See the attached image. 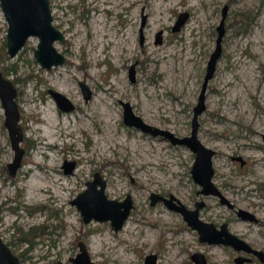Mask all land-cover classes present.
Segmentation results:
<instances>
[{"label":"rangeland","instance_id":"obj_1","mask_svg":"<svg viewBox=\"0 0 264 264\" xmlns=\"http://www.w3.org/2000/svg\"><path fill=\"white\" fill-rule=\"evenodd\" d=\"M49 2L53 24L66 38L55 42L65 63L50 69L34 58L35 37L14 57L8 56L7 23L0 8V71L18 90L24 149L21 166L9 176L6 164L13 150L0 102V234L12 251L23 264H78L71 258L82 241L94 264H146L150 252L156 264H192L190 255L196 251L204 254V264H238V254L250 256L245 264H264L229 244L200 241L180 211L150 200L155 192L167 198L172 194L188 208L202 201L200 218L217 227L225 222L229 231L264 250V0ZM224 6L221 54L206 88L197 136L215 150L212 182L232 208L218 195L200 192L191 175L194 153L188 147L126 125L122 106L129 103L146 123L177 137L190 135ZM180 13L187 17L173 31ZM152 47H162V60L148 54ZM131 66L134 81L129 79ZM79 82L92 90L87 101ZM50 89L64 94L74 109L60 110ZM49 113L58 119L51 138L40 131L42 117ZM238 157L243 164L234 159ZM65 162L74 163L68 172ZM96 173L105 181L107 197L129 194L132 199L129 215L117 230L110 220L85 222L71 203ZM40 177L46 179L45 190L31 186ZM240 207L259 220L238 217ZM161 214L170 221L162 223ZM135 222L149 240L123 242L126 226ZM178 232L191 238L174 239ZM103 235L115 244L108 248ZM118 242L126 244L130 262L120 263L114 256ZM92 243L101 244L99 255H92Z\"/></svg>","mask_w":264,"mask_h":264},{"label":"water","instance_id":"obj_2","mask_svg":"<svg viewBox=\"0 0 264 264\" xmlns=\"http://www.w3.org/2000/svg\"><path fill=\"white\" fill-rule=\"evenodd\" d=\"M0 8L3 12L7 23L6 30V52L9 57H14L20 49L25 45L30 37L37 38L36 47L33 50L35 60L42 68L50 69L52 67L62 65L66 61V57L57 51L55 42L65 41L64 34L53 24V15L49 0H0ZM227 6L222 10V17L217 26V39L213 52L210 54L199 93L198 101L193 108V116L191 123L190 135L184 137L175 136L170 130L160 129L151 124L146 123L141 117L136 115L127 102L122 103L123 106V122L139 129L140 131L152 136H161L170 141L171 144L184 145L194 153V162L191 168L193 180L200 185V192L204 194H216L221 202L232 206L229 199L219 191L212 182L214 169L212 166V158L215 150L203 144L198 136V116L205 110V92L209 80L214 75L216 63L221 54V42L224 34V22L226 18ZM187 17L186 13H180L176 23L172 28L173 31L180 29ZM142 41V37L140 38ZM130 79H134L133 66L130 68ZM83 96L87 100L91 97V90L80 82ZM54 98L58 107L63 111H71L74 106L72 102L61 92L55 90L48 91ZM18 90L15 84L8 78L4 77L0 71V102L4 114V126L7 129L10 146L13 150V159L7 163L6 167L9 176H14L17 169L21 166L24 155V149L21 146L23 139V131L20 125V112L16 97ZM264 138V136H263ZM241 160L240 157L236 158ZM74 166L73 162H65V171H70ZM87 187L82 192L71 199L80 210L84 221L90 219L110 220L114 230L119 229L126 220L132 207V199L129 194L124 199L109 198L104 192L105 181L99 175H95V179L87 182ZM151 204L157 200H163L170 208L178 210L182 213L183 218L199 234L200 241L210 243L230 244L237 250H245L257 254L264 260V251L253 248L241 237L229 231L225 222L217 227L211 221H205L199 216V209L203 205L202 201H197L194 208H188L179 199L173 202L175 197L170 194L165 197L158 193L150 194ZM237 214L242 218L255 219L253 213L244 208H238ZM191 257L194 264H204L205 256L201 252H194ZM147 259L151 260L150 264H155L154 254H148ZM78 264H94L89 258L86 247L83 242L79 243V252L75 257L71 258ZM237 263L242 264L243 257L238 256L235 259ZM0 264H21L18 256L12 251L11 247L3 240L0 234ZM56 264H62L57 261Z\"/></svg>","mask_w":264,"mask_h":264},{"label":"bare ground","instance_id":"obj_3","mask_svg":"<svg viewBox=\"0 0 264 264\" xmlns=\"http://www.w3.org/2000/svg\"><path fill=\"white\" fill-rule=\"evenodd\" d=\"M121 49L127 50L123 44H121ZM159 50L161 52L162 47L148 48V51H149L148 54L149 55H156V56H153L152 59H154L156 61H160L162 59H161V56H159V53H158ZM101 105L102 106H100V108H99L100 113L103 112L102 109L104 108V104H101ZM42 120H43L44 126L40 129V131L42 132L43 136L51 138L52 135L56 133V131L53 132V130H51V128H53L54 126H56L58 124V119H57V117H54L49 113L45 117L43 116ZM67 132H68L67 134H70V131H67ZM46 178H49L48 175L46 176ZM55 180L58 181L57 178ZM31 186L33 189L45 190L46 179H43L42 177H40ZM159 218H160L162 223L170 221V217L167 216L166 214L159 215ZM126 227H128L129 232L127 235L124 236L123 242L139 240L140 242L144 243V242L149 240V234L148 233H144L142 235L139 234V230H138L139 227H138L136 222L135 223H129ZM155 232H156L155 230L152 231V234ZM102 237H103V240H107V242H109L108 248L112 247L115 244V243H112L109 239H107V237L105 235H103ZM166 237H169V235H167V233H165V238ZM180 238L188 240L189 238H191V234H188L186 232L183 234H181V232L176 233L174 239H180ZM117 244H118L117 249L114 250V252H113L116 254L114 256L117 257V259L119 260L120 263H125L128 261L130 262L129 251L126 248V244L125 243L120 244L119 242ZM91 251H92V255H94V256L99 255L103 251L101 244L100 243L99 244L98 243H92Z\"/></svg>","mask_w":264,"mask_h":264},{"label":"flooded vegetation","instance_id":"obj_4","mask_svg":"<svg viewBox=\"0 0 264 264\" xmlns=\"http://www.w3.org/2000/svg\"><path fill=\"white\" fill-rule=\"evenodd\" d=\"M65 36V35H64ZM66 39V38H65ZM159 39V38H158ZM140 43L142 44L143 43V39H142V41L140 40ZM134 70V69H133ZM129 72H130V70H129ZM129 79H130V74H129ZM131 80V79H130ZM131 81H134V79L133 80H131ZM83 83H85V82H83ZM85 85H86V83H85ZM79 86H80V88H81V85H80V82H79ZM87 86V85H86ZM88 87V86H87ZM89 88V87H88ZM90 89V88H89ZM91 90V89H90ZM81 91H82V88H81ZM82 94H83V92H82ZM84 97V96H83ZM91 97H92V90H91ZM90 97V98H91ZM90 98H88L87 100H89ZM85 99V98H84ZM86 100V99H85ZM86 100V101H87ZM73 104V103H72ZM58 106V105H57ZM74 106V105H73ZM60 109V108H59ZM74 109V108H73ZM72 109V110H73ZM61 110V109H60ZM71 110V111H72ZM63 111V110H62ZM65 112H68V111H65ZM23 140V139H22ZM235 160H238V159H236V158H234ZM238 161H240V163L241 164H243L244 163V161H242V160H238ZM7 165V164H6ZM6 169H7V167H6ZM63 169H64V171H65V168H64V165H63ZM66 172V171H65ZM7 173H8V170H7ZM9 175V174H8ZM95 175H99V174H94V176H93V179L92 180H88L87 182H91V181H93L94 179H95ZM13 177V176H12ZM87 182H86V184H87ZM85 184V185H86ZM86 187H87V185H86ZM105 188V187H104ZM86 189V188H85ZM73 199V198H72ZM117 199V198H116ZM124 199V198H123ZM119 200H122V199H119ZM151 200V199H150ZM158 201V200H157ZM161 201H163V200H161ZM173 202H175L174 201V199H173ZM74 204V203H73ZM166 204V203H165ZM132 206H133V204H132ZM77 207V206H76ZM228 207H230V208H232V207H234V205H233V203H232V206H229L228 205ZM132 208V207H131ZM241 208V207H240ZM237 210H238V208H236V214H237ZM247 210V209H246ZM247 211H249V210H247ZM130 212V211H129ZM251 212V211H250ZM251 213H253V212H251ZM129 215V214H128ZM238 215V214H237ZM253 215H254V217H255V219H250V218H242L241 216H239L238 215V217H240L241 219H244V220H249V221H254V222H256V221H258L259 219H258V217L253 213ZM128 217V216H127ZM83 219V218H82ZM127 219V218H126ZM86 222V221H85ZM125 222V221H124ZM110 224H111V222H110ZM124 224V223H123ZM227 224V223H226ZM112 226V225H111ZM122 227V226H121ZM120 227V228H121ZM2 236V235H1ZM240 237V236H239ZM3 238V237H2ZM242 238V237H241ZM243 239V238H242ZM4 240V239H3ZM243 240H245V239H243ZM5 241V240H4ZM248 244H250L247 240H245ZM6 242V241H5ZM80 242H82V241H79V243ZM7 243V242H6ZM8 244V243H7ZM224 244V243H223ZM9 245V244H8ZM230 245V244H229ZM251 245V244H250ZM232 246V245H231ZM253 248H256V247H254L253 245H251ZM233 247V246H232ZM234 248V247H233ZM236 249V248H235ZM256 249H259V248H256ZM237 250V249H236ZM260 250H262V249H260ZM238 251V250H237ZM240 251H243V252H245L246 254H253V256H256L260 261H262V262H264V260H262L257 254H255V253H253V252H248V251H245V250H240ZM264 251V250H263ZM79 252V251H78ZM77 252V253H78ZM196 252H200V251H196ZM76 253V254H77ZM194 253V252H193ZM193 253H191V255L193 254ZM202 253V252H201ZM16 254V253H15ZM148 254H154V253H152V252H150V253H148ZM147 254V255H148ZM17 255V254H16ZM191 255H190V257H191ZM18 256V255H17ZM76 256V255H75ZM74 256V257H75ZM155 254H154V261H155ZM238 256H241V257H243L244 258V260L242 261V264H245V262H248V261H250L251 259H250V256L249 255H243V254H238V255H236L235 256V258L234 259H236V257H238ZM147 257V256H146ZM18 258H19V261H20V263L21 264H23L22 263V259L18 256ZM157 259V258H156ZM191 259H192V264H194V260H193V258L191 257ZM146 261H150L149 263L148 262H146V264L148 263V264H150L151 263V260L150 259H147L146 258ZM236 261V260H235ZM205 262H206V258H205ZM204 262V263H205ZM237 262V261H236ZM56 264V263H55ZM155 264H156V262H155ZM239 264V263H238Z\"/></svg>","mask_w":264,"mask_h":264}]
</instances>
